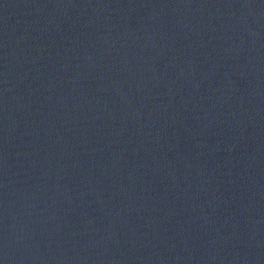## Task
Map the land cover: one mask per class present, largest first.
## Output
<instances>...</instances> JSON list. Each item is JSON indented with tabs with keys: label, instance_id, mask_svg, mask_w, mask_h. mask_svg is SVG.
Masks as SVG:
<instances>
[{
	"label": "water",
	"instance_id": "1",
	"mask_svg": "<svg viewBox=\"0 0 264 264\" xmlns=\"http://www.w3.org/2000/svg\"><path fill=\"white\" fill-rule=\"evenodd\" d=\"M0 264H264V0H0Z\"/></svg>",
	"mask_w": 264,
	"mask_h": 264
}]
</instances>
